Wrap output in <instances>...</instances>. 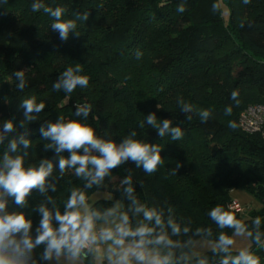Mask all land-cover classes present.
<instances>
[{
	"label": "trees",
	"instance_id": "16d2710c",
	"mask_svg": "<svg viewBox=\"0 0 264 264\" xmlns=\"http://www.w3.org/2000/svg\"><path fill=\"white\" fill-rule=\"evenodd\" d=\"M37 2L62 7L64 19L85 13L88 19L77 20L76 29L61 40L59 32L51 29L53 18L43 9L32 11ZM181 5L183 12L178 11ZM213 5L219 7L213 10ZM76 64L90 78L88 87H78L71 94L55 89L62 72ZM18 71L24 73L22 89L17 87ZM233 91L238 93L235 100L231 99ZM33 96L45 108L27 121L21 104ZM181 100L196 109H210L211 115L201 121L195 109L181 110ZM256 103L264 104V0L247 4L244 0H0V131L5 122L14 124L0 143V163L6 152L22 156L25 168L38 167L42 160L53 163L45 192L33 189L24 207L6 197L8 212H23L32 220L33 236L41 204L63 211L73 189L83 191L87 200L103 192L111 198L98 199L91 208L103 212L119 206L133 227L142 214H135L132 198L162 211L164 231L178 245L171 249L174 257H185L179 264H198L201 259L206 264H221L224 256L239 252L230 247V253L212 250L191 258L198 239L217 243L221 233L231 237L235 232L220 228L211 219V209L221 206L253 233L247 251L264 264V138L244 133L238 123L242 110ZM84 104L92 106L88 117L76 116L77 106ZM228 106L231 115H225ZM151 113L158 121L168 119L172 127H180L183 138H160L145 121ZM61 117L82 119L97 136L117 143L136 131L138 139L161 146L164 164L148 175L127 161L99 185L86 187L87 181L77 177L74 169L61 172L59 157L69 154L46 147L51 142L40 131ZM142 121L144 128L139 127ZM229 121L237 127H228ZM21 136L30 146L18 143L17 151L11 152L10 142ZM129 177L132 198L123 183ZM233 189L252 194L263 208L245 218L230 208ZM257 217L259 228L254 224ZM169 218L180 225L179 235L167 226ZM184 227L189 228L187 233ZM257 231L259 244L254 238ZM44 248L40 245L33 250L29 264H48ZM84 251L87 254L79 256L84 264H96L95 253Z\"/></svg>",
	"mask_w": 264,
	"mask_h": 264
},
{
	"label": "clouds",
	"instance_id": "9594fccd",
	"mask_svg": "<svg viewBox=\"0 0 264 264\" xmlns=\"http://www.w3.org/2000/svg\"><path fill=\"white\" fill-rule=\"evenodd\" d=\"M7 3V0H3ZM249 0H244L247 4ZM32 11L49 14L54 22L51 29L59 32L61 40H67L70 31L76 29L77 20H87L88 13L77 16L76 19H64L65 10L62 7H47L39 2L32 4ZM219 6L213 5V10ZM179 12L184 11L183 5L178 8ZM139 53L137 58H139ZM20 80L18 88L24 87V73H15ZM90 78L82 74V66L76 64L74 67H67L61 74L58 83L54 84L55 89L63 88L68 94L73 93L78 87L87 88ZM238 93L233 91L231 99L235 100ZM182 111L189 112L194 109L198 112L201 121H206L211 115L210 109H196L191 103L179 101ZM21 107L27 121L35 119L33 113H40L44 108L43 102L37 103L36 97L23 100ZM92 106L84 104L77 106L75 115L87 118ZM232 107L225 109V115H231ZM192 119L191 116L188 117ZM146 123L157 130L160 138L170 136L173 141L183 138V131L180 127H172L171 121L165 119L158 121L155 113L147 115ZM145 121L139 124L144 128ZM23 126V124L21 125ZM228 127L235 129L237 125L229 121ZM14 130L12 121H7L0 131V143L5 139V134ZM43 138L50 140L46 147L54 148L57 154L67 152L65 157L60 155L58 166L61 172L66 168L75 170L77 177H82L87 181L86 187L99 185L111 171L119 165L132 161L138 168L144 170L148 175L154 174L158 167L164 164L161 157V146L151 144L137 138V132L132 131L120 143L97 136L95 129L82 119H67L63 117L55 123H50L47 128H41ZM22 144L24 148L30 146V141L23 136L19 141L13 139L10 142V151L16 152L17 146ZM179 167V165H177ZM53 163L50 160H42L38 167H24L22 156H10L7 152L3 155L0 163V264H29L33 250L44 245L43 258L50 260L55 256L59 259L62 255L75 259L84 251H98L99 245H107L106 253L109 264H179V259L175 258L171 249L177 247V243L172 241L165 229L163 212L143 204H138L132 198L134 191L131 179L126 178L123 183L128 187L125 193L132 198V207L137 215L142 214V220L133 227L129 215L119 210V206L107 209L103 212L91 208L87 203L85 193L79 189H73L68 197L63 211L59 208L50 210L41 204L37 211L40 219L35 228L33 236L32 220L26 218L23 212H8L7 199L11 197L19 207L26 205V198L33 189L41 193L46 191V178L52 172ZM53 191L55 188L53 187ZM49 202L52 198L49 197ZM171 211V209H169ZM211 219L220 228H233L236 235L253 233L238 220L230 211H226L221 206H216L209 213ZM103 221V224L98 223ZM257 228L260 225V218L254 220ZM167 226L173 235L181 233V227L174 220L169 218ZM188 227L183 228L187 233ZM255 241L259 244L261 234H255ZM234 240L221 233L216 243L214 251L230 253V246ZM162 246L167 251L161 252ZM34 264V262H33ZM198 264H206L201 259ZM221 264H259V260L251 252L241 250L237 255H226Z\"/></svg>",
	"mask_w": 264,
	"mask_h": 264
},
{
	"label": "crops",
	"instance_id": "0c3cea01",
	"mask_svg": "<svg viewBox=\"0 0 264 264\" xmlns=\"http://www.w3.org/2000/svg\"><path fill=\"white\" fill-rule=\"evenodd\" d=\"M230 195L232 199H236L239 203L246 206L247 211L243 215L245 218H249L251 212L254 211L257 212L263 208L262 202L256 199L252 194L248 193L245 190L233 189L230 192ZM109 198H111L110 194L98 192L92 195L88 199V201L90 204H92L98 199H109ZM98 223L103 224V221H100ZM231 238L234 240V244L231 245L230 247L234 252H240L241 250H248L252 247L251 238L250 236L247 235V233L236 235L234 232ZM215 246H216L215 242L206 240L204 238H200L193 245L191 258H196L209 251H212L215 249ZM106 248L107 245L101 244L99 245V250L94 252L96 264H109L107 259ZM48 264H84V261L81 257L72 259L67 255H62L59 259L53 256V258L49 260Z\"/></svg>",
	"mask_w": 264,
	"mask_h": 264
},
{
	"label": "built area",
	"instance_id": "2783aa9c",
	"mask_svg": "<svg viewBox=\"0 0 264 264\" xmlns=\"http://www.w3.org/2000/svg\"><path fill=\"white\" fill-rule=\"evenodd\" d=\"M239 127L247 134H260L264 138V104H249L242 110L239 116ZM230 208L237 211L241 215L246 213V206L239 203L236 199H232ZM264 247V240L261 242Z\"/></svg>",
	"mask_w": 264,
	"mask_h": 264
},
{
	"label": "rangeland",
	"instance_id": "374dc122",
	"mask_svg": "<svg viewBox=\"0 0 264 264\" xmlns=\"http://www.w3.org/2000/svg\"><path fill=\"white\" fill-rule=\"evenodd\" d=\"M87 203H88V205L91 207V204L89 203V201L87 200Z\"/></svg>",
	"mask_w": 264,
	"mask_h": 264
}]
</instances>
